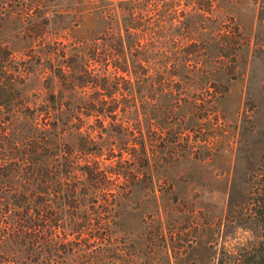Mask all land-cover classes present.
<instances>
[{
  "label": "rangeland",
  "instance_id": "obj_1",
  "mask_svg": "<svg viewBox=\"0 0 264 264\" xmlns=\"http://www.w3.org/2000/svg\"><path fill=\"white\" fill-rule=\"evenodd\" d=\"M211 1V11L183 3L179 12H192L194 35L204 43L199 50L216 84L209 93L217 99L192 103L206 79L202 72L190 74L184 80L195 83L177 91L184 101L160 119L156 86L135 87L138 115L125 125L134 128L133 140L144 135L149 163L144 168L124 153L134 163L125 167L139 177L131 193L120 189L116 230L133 241L137 264H264L257 207L264 196V0ZM76 5L77 0H0V67L5 64L15 77L25 72L17 79L16 106L46 104L48 92L60 89L54 71L70 70L76 30L84 22ZM182 19L178 32L185 33L188 21ZM64 100L82 106L86 98ZM97 118L87 116L83 124L103 135L97 138L101 155L89 160L104 167L119 158L121 138L113 158L112 140L100 127L110 128L113 121ZM67 141L77 149V136ZM85 159L79 154L76 165L84 166Z\"/></svg>",
  "mask_w": 264,
  "mask_h": 264
},
{
  "label": "trees",
  "instance_id": "obj_2",
  "mask_svg": "<svg viewBox=\"0 0 264 264\" xmlns=\"http://www.w3.org/2000/svg\"><path fill=\"white\" fill-rule=\"evenodd\" d=\"M183 3L204 12L214 6L211 0H77L76 15L84 22L76 30L70 70L54 71L61 87L48 92L46 104L16 106L17 79L25 72L15 77L0 67V264H137L133 241L116 230L120 189L131 193L139 177L125 167L130 160L124 153L144 168L149 163L144 135L133 140L134 128L125 125L138 115L136 84L161 93L160 119L184 101L177 91L195 83L184 80L190 74L202 72L206 79L192 103L217 99L209 93L216 84L202 59L192 12H179ZM184 15L185 33L178 32ZM83 95L82 106L64 100ZM84 116L113 121L100 127L114 154L121 138L115 163L101 167L89 160L101 155L97 140L103 135L87 130ZM72 135L79 139L76 150L67 141ZM79 154L86 157L81 167ZM257 207L264 227V196Z\"/></svg>",
  "mask_w": 264,
  "mask_h": 264
}]
</instances>
